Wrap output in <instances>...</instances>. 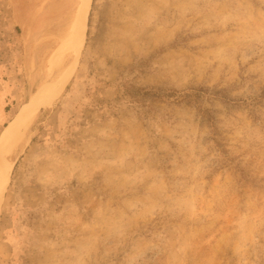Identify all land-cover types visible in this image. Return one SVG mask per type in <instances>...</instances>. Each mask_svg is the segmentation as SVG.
<instances>
[{
  "label": "rangeland",
  "instance_id": "obj_1",
  "mask_svg": "<svg viewBox=\"0 0 264 264\" xmlns=\"http://www.w3.org/2000/svg\"><path fill=\"white\" fill-rule=\"evenodd\" d=\"M0 99V264H264V0H0Z\"/></svg>",
  "mask_w": 264,
  "mask_h": 264
},
{
  "label": "bare ground",
  "instance_id": "obj_2",
  "mask_svg": "<svg viewBox=\"0 0 264 264\" xmlns=\"http://www.w3.org/2000/svg\"><path fill=\"white\" fill-rule=\"evenodd\" d=\"M88 6L82 7L80 14H79V21H78V30H79V37L77 38V46H78V54L80 53L81 49L84 46L85 43V38H86V32H87V26H88ZM77 63L75 62L74 65L71 67L70 71L68 72L67 76H66V80L64 81L62 88L59 91V94H61L64 90V88L66 87V85L70 82L73 73L75 71ZM49 103L51 102V100L48 101ZM23 116V114H20L16 117L15 121L12 122L8 128L5 129L4 133L2 134V136L0 137V158H1V152L3 149V146L5 144V142L8 139L9 136V132L12 129V127L17 124L18 120L21 119V117ZM8 186V180L5 181L4 183V188H6Z\"/></svg>",
  "mask_w": 264,
  "mask_h": 264
},
{
  "label": "trees",
  "instance_id": "obj_3",
  "mask_svg": "<svg viewBox=\"0 0 264 264\" xmlns=\"http://www.w3.org/2000/svg\"><path fill=\"white\" fill-rule=\"evenodd\" d=\"M200 91L201 90L192 91V93H183V94L178 93L176 91H171V92L163 94L162 90H159L156 97H157V100L159 101L165 100L169 102L171 99H174V101H176L177 104H186L188 106H192L196 104L193 100L200 98L199 96H196V93Z\"/></svg>",
  "mask_w": 264,
  "mask_h": 264
},
{
  "label": "crops",
  "instance_id": "obj_4",
  "mask_svg": "<svg viewBox=\"0 0 264 264\" xmlns=\"http://www.w3.org/2000/svg\"><path fill=\"white\" fill-rule=\"evenodd\" d=\"M2 99H0V102H1Z\"/></svg>",
  "mask_w": 264,
  "mask_h": 264
}]
</instances>
